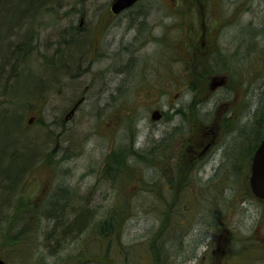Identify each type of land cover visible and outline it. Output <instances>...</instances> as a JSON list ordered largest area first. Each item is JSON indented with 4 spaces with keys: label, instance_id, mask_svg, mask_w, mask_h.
<instances>
[{
    "label": "rangeland",
    "instance_id": "rangeland-1",
    "mask_svg": "<svg viewBox=\"0 0 264 264\" xmlns=\"http://www.w3.org/2000/svg\"><path fill=\"white\" fill-rule=\"evenodd\" d=\"M39 1L44 2L45 9L34 18L35 24L28 19L11 21L0 15V22L6 23H0L3 39L11 35L23 37L31 29L36 34L26 63L12 81V92L0 91V156L9 151L8 147L16 150V157L1 162V166H11L16 171L22 164H28L18 190L10 196L0 190V206L10 197L11 203L17 200L22 204L10 226L7 213L14 211H10L11 207L0 210L3 218L0 233L8 235L4 243L1 242L4 236H0V255L7 264H264L263 248L228 261L220 258L226 237L235 233L242 239L232 242L233 248L237 244L252 247L258 240L264 242V203L249 198L226 208L232 202L229 200L221 205H225V213L215 224L212 222L215 212L210 211L213 207L215 211L217 198L227 199L228 195L234 198L240 191L227 185V180L222 181L224 169H231L237 158L231 156L230 150L239 154L242 146L245 153L264 131V125L258 122L259 113H254L264 107V0L241 3L220 0V5L211 12L204 11L208 24L211 21L208 16L229 21L219 33L216 29L212 32L214 41L221 44L212 53L207 45L196 50L186 46L194 39L199 44L202 40L208 42L211 39L208 31L204 37L188 32L192 21L180 15L159 19L157 9L163 0H143L141 4L151 2L155 9L148 20H159L149 29L141 16L124 20L130 27L124 25L117 33L113 51L115 59L130 55L131 66L125 68L127 73L114 79V88L106 93L104 81H92L90 72L78 73L75 66L67 70L69 55L76 44L64 47L60 40L68 39L70 32L63 35L62 29L72 25V12H104L111 0ZM204 8L198 3L200 13ZM200 21L198 25L202 28ZM251 22L256 23L254 36L249 32L254 27ZM149 32L155 41L144 39ZM250 35L257 41L254 53L250 54L248 47L234 48L235 43L251 42ZM124 36L130 39L139 36L143 42L138 48L127 44V52L121 55L115 48L119 41L123 45ZM86 51L81 57L85 61L78 60L83 65L88 64ZM252 68L256 76L252 75ZM205 70L208 72L199 73ZM66 73L70 78L64 80ZM217 76H225L224 83L216 84L213 78ZM86 87L91 90L89 95L85 94ZM82 94L86 96L77 102ZM156 111L164 112L163 116L153 118ZM227 116L234 122L230 131ZM248 136L253 140L246 141ZM166 143L170 145L171 160L178 159L181 143L187 147L188 161H195L196 165L180 170L184 173L190 172V168L192 172L198 170L203 187H207L210 209L203 199L194 211L196 219L185 220L193 214L183 216L182 221L171 219L172 215H166L164 220L160 215L156 218L148 210L154 198L144 197L138 188L142 181L132 178L123 184L122 171L117 177L103 169V159L114 149H125L129 155L134 149L149 154L154 147L155 160L160 161L166 153L161 144ZM21 151L25 153L23 158ZM226 151L230 152L228 158ZM146 159L133 157L132 165L143 177L152 180L156 177L159 184L179 173L176 165L173 170L164 171L162 165L152 166L150 158ZM223 163L230 166L226 164L222 169ZM220 189L224 192H218ZM121 203H129L133 209L115 218ZM86 208L91 212L90 218L85 226L76 228L71 220L78 214L76 223L82 225L89 217L82 212ZM105 220L112 225L105 247L98 240L93 249L88 240L94 234L102 238ZM67 226L73 234L63 238L55 248L56 237L62 238ZM20 229L26 230L24 235L19 236ZM12 249L15 250L10 252ZM27 250L31 251L30 258L15 254H27ZM161 251H166L170 259L165 261ZM97 253L102 258L96 259Z\"/></svg>",
    "mask_w": 264,
    "mask_h": 264
},
{
    "label": "trees",
    "instance_id": "trees-1",
    "mask_svg": "<svg viewBox=\"0 0 264 264\" xmlns=\"http://www.w3.org/2000/svg\"><path fill=\"white\" fill-rule=\"evenodd\" d=\"M18 2L19 4H15V2ZM48 2V0H46ZM44 2L43 1H39V0H0V15L1 13L4 14V17H9L11 21L13 20H20L22 18L24 19H28L29 21L32 20L33 18H36L37 16H40L41 12L45 9L42 4ZM20 4H24L23 6H19ZM24 15V16H23ZM3 17V20H4ZM26 17V18H25ZM0 19H2V17H0ZM0 23H4V22H0ZM6 24V23H4ZM2 25H0L1 27ZM33 26V24H32ZM35 27V26H34ZM34 37H36V34L34 32L33 29L30 30V32L26 33L25 36H18L16 38H14L11 35V38H5L2 36V34L0 33V42H3V46L4 49L3 51H1L0 48V91L1 93H11L12 91V86L13 83L12 81H15L14 79L17 78V72L18 70L23 67L22 65H24L28 59V53L29 51L32 49L33 47V41H34ZM7 40V41H6ZM61 42V40H60ZM74 45V44H72ZM71 45V47H72ZM74 52H72V54H70L69 56V62L70 65L68 64L67 70H70L72 67L76 68L77 66V61L79 60V46H75L73 48ZM193 50H196L198 48H192ZM251 53H254V50H251L250 48L248 49ZM215 51V50H213ZM31 52V51H30ZM211 52V51H210ZM210 52H208V54H211ZM67 58V57H66ZM52 59V58H51ZM47 60V58L45 59ZM64 60V58H63ZM62 60V62H63ZM191 65L193 64V61H190ZM49 63V60H48ZM67 64V63H66ZM52 65V64H51ZM53 66V65H52ZM69 72V71H68ZM208 70L206 71H201L199 73H207ZM70 74V73H69ZM21 75V74H20ZM66 75H68L66 73ZM74 75V74H73ZM70 75L66 76L64 78V80L66 78H70ZM16 77V78H15ZM60 79V78H59ZM80 100H82V98L78 99L77 102H79ZM77 102L75 104H77ZM254 113H259V117L260 120L258 121L259 124H263L264 125V107H261L259 109V111L257 110L256 112L254 111ZM253 113V114H254ZM226 120H229V125L227 130L230 131L231 130V126L234 125L233 120L229 119L228 116L225 117ZM232 122V123H231ZM260 130V129H259ZM233 131V129H232ZM240 135L241 137L243 136L242 133V129H240ZM264 138V131L261 133L260 136H258L255 139V142L250 144V146H248L247 151L244 153L243 150L244 148L241 146V153L238 154V151H231V156L232 157H237L235 161H233V163L231 164V169H224L223 173L224 176L222 177V181L225 182V180H227L228 182L226 183L227 185L230 184L231 187H233V189L235 191H239V193L237 192V194H234V198L227 197V199H225L224 197H220L217 198L214 202L216 204V209L214 211V207L210 209L211 204H209V202L206 200L209 198L208 196V192L206 191L205 188H207L206 186L203 187L202 183L203 180L198 176V170L195 172H192L191 168H190V172L189 170L187 172H183L185 171L188 167H193L195 164V161L193 163H190L188 160L189 158L186 156V150L187 147L185 145H183L182 143H186V141L182 142L179 146V148L182 147L181 150H179L178 155V159L175 160H171V150L169 149L170 145L166 144H161V146H163L164 148H166V153L164 155V157L162 158V160L160 161H156L155 160V154H154V147H152L149 154H151L150 156H148L149 154H146L144 152H141L138 150H135L131 153H126L123 149H119V150H112L110 151L109 154H107L105 156V158L103 159V169L105 171L106 174H110L111 176H116L117 177L123 173L124 175L123 177V184H125L127 181H130L132 178L136 179L139 181H142L141 184H139L138 188L141 192H143L141 195H143L144 197H152L154 198L152 201H150V205L148 208L149 213H153L154 216L156 215H160L161 220L165 219L166 215H168L167 217H169L170 215H172L171 219L174 220H184L183 216H189L191 214H193V216H190V218H186L185 220L190 221L191 217L193 219H196V212H194L196 210V208H199L200 203L203 199H205V201L208 203L206 204L207 206H209L210 211L215 212L213 214V220L212 222L214 223L217 219L218 221L221 220L222 218V213H225V211L223 210L225 208L226 203L229 200H232V202L230 204L226 205V208H229L231 206H235V204L237 205L238 203L242 202V201H247L249 198L255 199L257 201H260L262 203H264V201L262 200H258L254 194L252 193V190L250 188V184H249V176H250V166H251V160H252V156L254 153V150L256 149V147L258 146L259 142ZM246 141H252V136L250 138V136L245 138ZM237 140V139H236ZM158 144H155V146ZM236 147V146H235ZM9 151L8 152H4L1 156H0V190L1 192L4 191L5 195H11L13 193V191L18 190L19 186H20V181L23 178L24 172L27 168L28 164H22L21 166H19V168L14 171L15 169L11 166H1V162H5L6 159H11V158H15L16 157V150H10L11 148L8 147ZM234 150V148H233ZM22 152V151H21ZM230 152L228 153L226 151V156L228 158ZM2 152H0L1 154ZM19 153V152H18ZM238 155H236V154ZM21 154V157L23 158L25 156L24 151ZM244 155V156H243ZM128 156V157H127ZM133 157H136L138 159H143V160H147L146 158H150L148 159L151 163L152 166H158V165H162L161 168L163 167V170L166 171L167 169L173 170L172 166L175 167V165L177 167H179V173L177 175H174L171 178H168V180L166 181L165 179L162 180V182H160L158 179L155 177L151 179L145 178L143 177V175L141 174V171H139V169H136V167L134 165H132V159ZM240 158V159H239ZM239 159V160H238ZM168 160H170L172 163L171 165H168L167 162ZM229 164V163H226ZM225 163H223L222 169L224 168V166L226 165ZM230 166V164H229ZM198 167V165H197ZM183 171H181V170ZM219 171H221V169H218ZM122 171V172H121ZM143 171V170H142ZM229 171V172H228ZM121 172V173H119ZM119 173V174H117ZM196 174V175H194ZM218 174V173H217ZM217 174H215L211 180L210 183L213 181V178H215L217 176ZM198 176V177H197ZM19 178L17 181L16 179ZM142 179V180H141ZM148 179V180H146ZM19 181V182H18ZM208 183V184H210ZM204 185H207V183H205ZM223 189H220V191L218 192H222ZM224 192V190H223ZM222 192V193H223ZM140 195V196H141ZM224 196V195H222ZM210 200V199H209ZM227 200V201H226ZM11 197L10 200L7 199L1 206H0V210L4 211L7 207H11L10 211L13 210L14 212H8L7 214V219L6 221L9 222L8 226L11 225L12 222H15V216H17L20 212V210L22 209V204L19 201H15L13 203H11ZM219 203V204H217ZM129 203L124 204L121 203L118 205L117 207V211L114 213L115 215L113 217H122L123 215H125L127 211H131L130 205H128ZM222 204H225L224 206H221ZM161 206V207H159ZM199 206V207H198ZM205 208V207H204ZM25 209V208H24ZM151 209V210H150ZM0 211V212H1ZM154 211V212H153ZM167 211H170V214H166ZM83 213H86L89 215V217L85 219V222L82 225H79L76 223V219L78 217V214H76V216L71 220L74 221L73 226H75L76 228H81L82 226H85L87 224L88 219L90 218L91 212L89 209L86 208L85 211H82ZM2 213H0V223L1 221H3V218L1 217ZM219 217V218H218ZM157 218V216H156ZM169 221V220H168ZM105 225L103 226V231H101L102 233V238H100V236L95 237V234L91 236V238L88 240L89 243L91 244V247L94 249L96 248V245H98V240H100L101 245L105 247V243L107 241V237L106 235L109 233V231L111 230V223L107 220H105ZM216 223V222H215ZM214 223V224H215ZM17 224V223H16ZM70 225V224H69ZM26 230L24 229V231H21V229L19 230L20 235H24V232ZM17 232H15L14 235H16ZM73 234L72 232V228L69 226L66 227L65 232L62 233V238L56 237V241L54 242L55 244V248L59 247L60 243H62L63 238H67L68 236H71ZM89 234L91 235V233L89 232ZM163 234V233H161ZM161 234L157 237L158 239L161 238ZM3 235L4 237L1 239V242L4 243L5 239H7L8 235L7 233H0V236ZM15 237V236H14ZM96 238V239H94ZM156 238V240H157ZM227 240L225 247L222 249L223 253L220 254V258H222V260H226L228 261L231 257H241L244 255V253L253 251L254 253H258V251L260 249H264V242L261 241H257L256 244H253L252 247H247V246H239V244H237L236 246H234L233 248V244H235L236 242H239L237 240V238L242 239V236H238L237 233L231 235V236H227L226 237ZM58 239V240H57ZM230 239V241H229ZM254 239V237H253ZM109 240V238H108ZM60 242V243H59ZM233 242V244H232ZM244 244V243H242ZM14 247V246H13ZM12 247V248H13ZM261 247V248H260ZM15 249H12L10 252H13ZM29 252L31 253V251L27 250V254H24V252L21 253H15L18 256H23L27 258L29 257ZM162 255H163V259H170L169 254L166 251H161ZM25 255V256H24ZM96 259H100L102 258V255H98V253L96 255H94ZM93 256V257H94ZM166 257V258H165ZM196 257V256H195ZM168 262V261H167ZM165 262V263H167ZM31 263V262H29ZM227 263V262H226ZM78 264H81V262H79ZM164 264V263H163Z\"/></svg>",
    "mask_w": 264,
    "mask_h": 264
},
{
    "label": "flooded vegetation",
    "instance_id": "flooded-vegetation-1",
    "mask_svg": "<svg viewBox=\"0 0 264 264\" xmlns=\"http://www.w3.org/2000/svg\"><path fill=\"white\" fill-rule=\"evenodd\" d=\"M114 1L115 0H111L108 10L104 12H95V11L94 12H84V11L72 12L74 15L72 17L74 20L71 21L72 25L69 26L68 28L64 27L62 29L63 35L66 34V32L71 29L75 35L74 40L85 43L86 45L85 49H82L81 47H79V56H80L79 60H81V57L85 55L83 54V52L90 49V51H86L87 53L86 57H88V60H87L88 64L83 65V62L78 61V69H79L78 73H81L83 71L90 72L91 73L90 79L92 81L103 80L106 85L105 87H103L104 93L109 92V88L113 89L114 79L121 76V75L118 76V74H115V70L118 71L117 73L119 74H120V71L122 70L121 72L124 71V74H125L127 73L126 71L127 68L131 66L130 65V62H131L130 55L126 59H123L121 56L120 58L117 57L115 59L114 51H113L114 46H115L114 43L117 38L116 37L117 33L120 32V29H122L124 25H128L130 27V23L124 24V20H127V21L129 19L133 20L141 16V18H143L142 19L143 23L149 29V28L154 27L156 22L162 17L172 18V15L173 16L180 15L192 21L191 25L188 27V32H194L199 37L206 36L207 31L208 33H210V36L214 35L215 33H212V32H214L215 29L219 33V29L223 25L229 22V21L221 22L220 19L218 18H215V17L213 18V17L208 16V19L211 21H209L210 22L209 24L207 23V17H205L206 14L204 11L209 10L211 12L212 8L220 5V0H163V2L160 3L161 4L160 7L158 5V9H157L159 11L158 15L161 17L158 16L159 19L155 17L156 20L152 22L148 20L152 16V13H153L152 10H155V9H152V6L150 5L151 2H146L147 4H141L143 0H138L135 3H133L131 6L125 8L124 10H121L120 12H115L112 10V4ZM233 1L235 3L237 1H239L240 3L242 2V0H231L229 2H233ZM200 2L202 3V7H205L203 11L201 12L202 16H201L200 11L198 10V3ZM195 8H197V10H195ZM161 9H163L164 11L163 12L160 11ZM188 10L190 11V13ZM199 20H202V23L200 21V23L202 24V28H200V25H198ZM252 25H254V27ZM214 26H216V28ZM251 26L252 27L249 28L250 29L249 32H251V35L254 36L255 29L253 28H255L256 23L251 22ZM149 34L150 36H148ZM251 35H250L251 42H248V43L245 42L242 44L235 43L234 48L248 47L251 50H254L255 48H257V41ZM121 39H122L123 45H121V41H119L118 47L115 48V50L120 52L121 55L127 52L126 50V47L128 46L127 44L132 43L133 46L138 48L137 45L143 42V38H139V36H135V38L133 36L132 39H130L127 36L126 37L124 36L123 38L121 37ZM144 39H147V40L154 39L153 34L149 32ZM214 39L215 37L211 36V39H209L208 42H206L205 40H202L201 44H199L198 39H194L190 43L188 41L186 43V46L191 45L192 48H199L200 45H207L208 49L212 51V50L217 49L221 45L219 41H214ZM68 40L69 38L68 39L65 38V39H62L61 42H63L64 43L63 45H65L66 44L65 42H67ZM81 61H85V60L82 59ZM253 61H254L253 63H256V58H254ZM252 69H253L252 70L253 72L254 68ZM252 75L256 76V73L254 74L253 72ZM225 78H226L225 76H217V77H214L213 79L216 80L217 82L215 83L218 84V83H224ZM90 91L91 90L88 89V87H86L85 94L89 95L88 92ZM111 93H112V90L110 93H108V95H110ZM85 96L83 95L81 98H84ZM160 112L158 111L157 113L156 111L155 116H157L158 118L162 117L163 112L162 111Z\"/></svg>",
    "mask_w": 264,
    "mask_h": 264
},
{
    "label": "water",
    "instance_id": "water-1",
    "mask_svg": "<svg viewBox=\"0 0 264 264\" xmlns=\"http://www.w3.org/2000/svg\"><path fill=\"white\" fill-rule=\"evenodd\" d=\"M136 1L137 0H115L112 4V10L120 12ZM73 110L74 109H72L71 112H73ZM250 185L256 196L264 199V138L256 148L252 158ZM0 264H6L1 257Z\"/></svg>",
    "mask_w": 264,
    "mask_h": 264
},
{
    "label": "bare ground",
    "instance_id": "bare-ground-1",
    "mask_svg": "<svg viewBox=\"0 0 264 264\" xmlns=\"http://www.w3.org/2000/svg\"><path fill=\"white\" fill-rule=\"evenodd\" d=\"M35 19L33 18L32 20H30L29 22H31V23H33V21H34ZM33 24H35V22L33 23ZM35 32V31H34ZM69 32L70 33H68L69 34V36H68V38H69V40L67 41V42H65L66 44L65 45H63L64 47H69L71 44H76L77 46H79V47H81L82 49H85V47H86V45H85V43L84 42H79V41H75L74 40V32L70 29L69 30ZM7 33V35H10V32H6ZM67 33V32H66ZM71 34V35H70ZM62 41V40H61ZM76 67H78V64H77V66ZM82 67V66H81ZM122 71V70H121ZM120 71V74H121V76H123L124 75V71L123 72H121Z\"/></svg>",
    "mask_w": 264,
    "mask_h": 264
}]
</instances>
